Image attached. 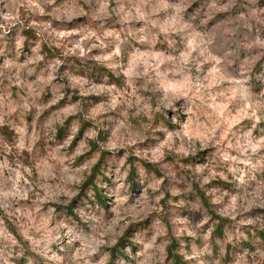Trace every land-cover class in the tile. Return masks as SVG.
I'll return each mask as SVG.
<instances>
[{"label": "rangeland", "instance_id": "rangeland-1", "mask_svg": "<svg viewBox=\"0 0 264 264\" xmlns=\"http://www.w3.org/2000/svg\"><path fill=\"white\" fill-rule=\"evenodd\" d=\"M264 264V0H0V264Z\"/></svg>", "mask_w": 264, "mask_h": 264}, {"label": "trees", "instance_id": "trees-1", "mask_svg": "<svg viewBox=\"0 0 264 264\" xmlns=\"http://www.w3.org/2000/svg\"><path fill=\"white\" fill-rule=\"evenodd\" d=\"M174 261H175V264H181V263H179L178 259L175 258V256H174Z\"/></svg>", "mask_w": 264, "mask_h": 264}]
</instances>
